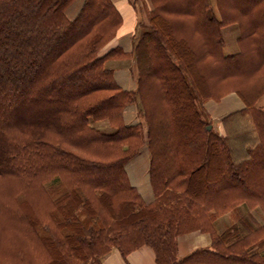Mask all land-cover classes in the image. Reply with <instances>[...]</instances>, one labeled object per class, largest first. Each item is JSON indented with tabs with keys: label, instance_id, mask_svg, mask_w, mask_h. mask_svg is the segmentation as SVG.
Wrapping results in <instances>:
<instances>
[{
	"label": "trees",
	"instance_id": "trees-1",
	"mask_svg": "<svg viewBox=\"0 0 264 264\" xmlns=\"http://www.w3.org/2000/svg\"><path fill=\"white\" fill-rule=\"evenodd\" d=\"M124 1L0 0V264L143 246L155 264H264V222L214 227L240 205L264 218V0H137L142 19ZM132 14L137 34L102 53ZM230 93L244 107L206 129L202 106ZM142 154L149 198L125 170ZM196 231L209 247L178 258Z\"/></svg>",
	"mask_w": 264,
	"mask_h": 264
},
{
	"label": "crops",
	"instance_id": "crops-1",
	"mask_svg": "<svg viewBox=\"0 0 264 264\" xmlns=\"http://www.w3.org/2000/svg\"><path fill=\"white\" fill-rule=\"evenodd\" d=\"M121 3L125 4V1L121 0ZM213 7H214V1H213ZM125 10H126L127 14H130L128 12L127 7L125 8ZM131 17H132L134 24H132V25L127 24V25H125V27H123V28L121 27V30H119L117 32L116 37L113 39V40H116V44L114 46H112V44H111V46H110V48H108V50L119 45L120 42L122 40H124L123 38L126 37L131 30L135 29L136 17H134L133 14ZM134 18H135V20H134ZM229 26H232V25H229ZM226 27H228V26H226ZM226 27H223L221 29L222 37L224 39L225 35L229 36L228 37V45H230L231 47L234 46V50H235L234 53H235L237 51V45H236V38L238 36L237 26H236V28H232V27L227 28L224 32H222L224 30V28H226ZM231 37L233 38V41H230ZM110 43H112V42H110ZM126 43L129 47V40H127ZM109 61H116V60H109ZM123 61H128V60H123ZM130 62L132 64V66L123 67V68L118 66V67H114L111 69L121 71L124 73L123 75H125V72H126V75L127 74L130 75L131 74L130 71L133 68V62L132 61H130ZM131 84L132 83H130V81L127 82V85H131ZM243 107H244V104L242 103V101L239 100V98L237 96H235L234 94H229V95L225 96L217 104L213 103L211 101H208L204 104V109L207 111L210 118L216 119L218 122L226 114L240 110ZM147 164H148L147 158L145 157L144 154H142L141 156H139V157L133 159L131 162H129L126 165L125 170L127 172V175L129 177L130 181L132 182V184L137 189H138V187L142 188V189H140L141 192H143L142 194L146 198H149L150 192H149L147 177H146ZM139 166H141V170H139ZM140 171H141V173H140ZM138 191H139V189H138ZM176 244H177V247H178V245H181L180 251H179V247L177 248V257L182 258V257H185L186 255H188L193 249L209 247L210 240L208 238V235L196 231V232H191L188 234L178 236L177 240H176ZM178 251L180 252L179 255H178ZM184 251L185 252L187 251L188 253L187 254L185 253L186 254L185 255L182 253ZM101 264H155V260H154L153 252L148 247L143 246V247L138 248L135 251H132L125 258H123L117 250L113 249L107 255H105L103 257Z\"/></svg>",
	"mask_w": 264,
	"mask_h": 264
},
{
	"label": "rangeland",
	"instance_id": "rangeland-1",
	"mask_svg": "<svg viewBox=\"0 0 264 264\" xmlns=\"http://www.w3.org/2000/svg\"><path fill=\"white\" fill-rule=\"evenodd\" d=\"M134 1V0H133ZM213 1L214 0H210V4H211V7H213ZM235 1V0H234ZM135 8H137V14L139 16V19L142 17L141 13H140V8H141V5H140V2L135 0ZM142 19V18H141ZM236 28V25H232V26H228L226 28H224V30L222 32H224L227 28ZM238 30V29H237ZM132 31V32H131ZM129 32L128 35H135L137 34V27L135 26V30H131ZM225 35V34H224ZM137 36V35H136ZM134 36V37H136ZM228 37L227 35H225L224 37V47H223V52L225 55H229V54H233L234 53V46L231 47L230 45H228ZM238 37V36H237ZM237 39V38H236ZM230 41H233V38L231 37L230 38ZM112 43H110L108 46H106L101 52L104 53L108 50V48H110L111 44L112 46H114L116 44V40H112L111 41ZM237 45V43H236ZM40 63V61H38ZM129 67V66H132L130 60L128 61H107L105 62V67L108 68V69H111V68H114V67ZM33 71H35V68H33ZM32 71V72H33ZM230 94H233V93H230ZM229 95V94H228ZM235 95V94H234ZM236 96V95H235ZM224 98V97H223ZM221 101V100H220ZM219 101V102H220ZM213 103H216L214 101H211ZM217 102V103H219ZM216 103V104H217ZM204 108V105L202 106ZM226 111V110H225ZM207 112V111H206ZM209 115V114H208ZM210 117V116H209ZM220 121V120H219ZM210 127H212L215 131H220V125H219V122L216 120V119H211L210 118ZM90 126H92L93 128L97 129L98 131L100 132H103V133H110L112 130L109 128V126L107 125V122L106 121H90L89 122ZM139 170H141V166H139ZM141 173V171H140ZM139 191L141 192L140 189L142 188H139ZM143 193V192H141ZM261 210L256 208V209H253L251 211L247 210L246 206L244 205H240L237 209L233 210V211H230V212H227L226 214L220 216L219 218H217L214 222V227L216 229L217 232H222L224 231L226 228L230 227L231 225L233 224H236V225H241L242 227H244V225H251V227L253 226H256L257 224L259 223H263L264 222V218H263V215L262 213L260 212ZM250 216L253 218V221L250 219ZM247 220V221H246ZM256 221V222H254ZM183 238V237H182ZM209 238V237H208ZM177 240V238H176ZM210 240V239H209ZM179 247V251H180V248H181V245H178ZM177 247V248H178ZM197 249V248H196ZM194 250V249H193ZM178 251V255L180 254V252ZM183 254H187L188 252L184 251L182 252ZM185 254V255H186Z\"/></svg>",
	"mask_w": 264,
	"mask_h": 264
},
{
	"label": "water",
	"instance_id": "water-1",
	"mask_svg": "<svg viewBox=\"0 0 264 264\" xmlns=\"http://www.w3.org/2000/svg\"><path fill=\"white\" fill-rule=\"evenodd\" d=\"M206 129H208V130H209V129H210V126H207V127H206Z\"/></svg>",
	"mask_w": 264,
	"mask_h": 264
}]
</instances>
